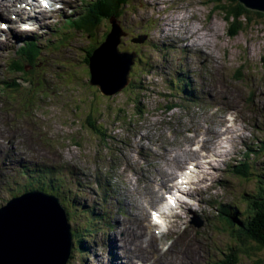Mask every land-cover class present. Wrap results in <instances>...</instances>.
Wrapping results in <instances>:
<instances>
[{
  "label": "rangeland",
  "instance_id": "374dc122",
  "mask_svg": "<svg viewBox=\"0 0 264 264\" xmlns=\"http://www.w3.org/2000/svg\"><path fill=\"white\" fill-rule=\"evenodd\" d=\"M173 2L129 0L120 18L110 20L112 31L107 41L113 26H120L124 34L118 49L135 52L128 83L113 95L90 83L89 67L82 61L87 41L101 42L110 24L105 21L90 39L74 29L68 30L72 32L69 36L54 32L62 29L67 18L80 16L81 11L74 7L81 6L83 0L47 5L51 12L38 19L42 24L55 21L50 34L28 35L30 39L23 41L19 54L12 48L0 49V80L22 77L7 71L9 62L18 59L30 66L26 77L35 81L33 73L40 83L38 89L21 83L19 92L5 90L3 94L0 90V135L8 132L7 125L17 127L15 136L23 140L16 139V143L27 149L20 154L50 158L43 164L19 160L6 144L5 154H0V167H4L2 162H9L7 172L0 173V193L4 195H0V206L30 190L32 176L38 178L32 181V189L40 190L37 185L46 188L48 182V177L42 178L44 173L64 170L63 192L53 195L67 210L72 231L66 264H126L122 252L134 251L137 243L144 242L145 230L152 234V226L164 235L155 242L156 258L146 256L145 262H223L228 255L224 252L232 247L235 264H264V248L254 243L245 248L233 246L229 229L216 212L218 205L228 204L237 209L236 216L243 218L248 206L244 197L255 194V189L264 192V18L257 15L258 10L249 9L253 18L250 26L229 37L230 27L222 15L223 0ZM13 6H19L17 1ZM35 6L39 7L36 2ZM191 10L198 12V21L205 19L203 27L196 22L187 28ZM0 14L8 15L9 10ZM13 16L16 19L17 13H10L7 20L13 21ZM171 16L175 22L170 21ZM162 31L174 35L164 38ZM179 35L185 39L176 41ZM63 36L65 41H60ZM137 36H145V40L132 41ZM184 82H189L187 91ZM213 110L215 114L206 115ZM88 118L95 128L88 125ZM175 125L179 126L167 131L169 142H179L175 132L180 133V140L189 142L174 145L169 151L163 147L162 160L152 159L144 163L140 174L136 170L130 173L131 166L140 169L143 151L156 147L165 130ZM195 126L201 127L199 132ZM249 146H263V154H244ZM183 148L192 154L174 153ZM210 157L215 158L210 163L215 166L205 170L201 165H206ZM240 162L248 165L254 180L234 175L230 167ZM184 174L189 179L182 182L179 195L183 206L174 203L172 212L156 214L158 205L172 202L170 194L178 193L177 178ZM108 179H112L113 187L104 191L100 185ZM190 208L193 212L186 214L184 211ZM161 222L164 227H158ZM86 228L88 231H84ZM133 231L136 239L128 245L120 233L132 238ZM81 236L82 244L76 241Z\"/></svg>",
  "mask_w": 264,
  "mask_h": 264
},
{
  "label": "trees",
  "instance_id": "16d2710c",
  "mask_svg": "<svg viewBox=\"0 0 264 264\" xmlns=\"http://www.w3.org/2000/svg\"><path fill=\"white\" fill-rule=\"evenodd\" d=\"M223 2L224 4L222 8V15L224 17L225 22H227L226 24L230 27V29L227 32V35L229 37H234L244 27H249L251 22L253 21V18L251 16L249 9L245 8L238 0H223ZM127 4H129V0H103L102 3L98 0H83V4L77 8L78 12L81 11L80 16L76 18H67V20L61 25L62 29L56 28L54 32H56L57 35L62 34L69 36L72 32L66 30V28H71L74 29V31H78L81 35H85V37H88L90 39L91 33H93L94 30L99 28L102 24L105 23V21H107L108 24H110V28L108 32L104 33L103 40H105L112 31L111 30L112 25L110 20L111 19L118 20L123 13V7H125ZM77 9H75V11ZM257 13L259 17L264 18V13H261L259 11ZM104 16L105 18H103ZM59 25L60 24L56 25L55 27ZM119 30L121 32L123 31V28L119 26ZM65 39H66L65 36H63V38L60 41H65ZM103 40L101 42H98L97 44H95V42L94 44H91L89 40L87 41L88 43L86 49L83 51L84 55L82 58L85 67L87 66L88 68L90 66L89 65L90 57L92 56L96 47L100 45L103 42ZM21 48L22 46L18 48L17 50L18 54ZM27 67L30 66L28 64L19 62L18 59H13L9 62V64L7 65V71H9L8 73H11L13 75L20 74L22 75V77L21 76H16L14 78L10 77V80L8 81L0 80L1 81L0 83L2 84L1 88L4 87L3 89L0 88L3 94L5 90L6 91L15 90L19 92L20 90H22L21 83H24L25 85L29 84L30 86L35 87L37 89L39 88L40 83L36 79L37 77H33V73H31V78H34L35 81L29 79V77H26V75L29 73ZM87 74L85 73V75L83 76L87 78ZM88 76L90 79L91 78L90 71ZM185 86H189V82H185L184 88ZM26 89L30 90V87ZM44 91H45V87H44ZM24 92L26 96V90H24ZM38 96L41 98L40 95ZM137 100L139 101V98H137ZM225 102H230V100ZM206 108H208V106ZM89 119L90 118H88V120ZM183 123L184 120L181 122L180 125H182ZM88 125L90 127L95 128L94 124L91 123L90 120L88 121ZM176 126L179 125H175L165 130V133L161 135V141L157 144L156 147H151L150 150L143 151L141 155L143 157L139 159L141 165L140 169H137V166H131L130 169L133 170V172L136 170V172L140 174V172L144 170L145 162H149L152 159H161V160L163 159V154H165V150L163 149V147H166L169 151L170 148L173 147L174 145L181 146L184 145L186 142H189L188 140H180V134H177L175 136V138L179 140L178 143L172 145V143L169 142V134L167 133V131L174 129V127ZM262 147L263 146H260V148L257 149L252 148V151H250L249 148L247 147V149H245L244 154H252L253 151L255 152V154H263V152H261L260 150ZM230 168L233 169L234 175L248 181L254 180V178H250L251 172L249 171V167L246 163L240 162L238 164L232 165ZM63 173L64 170L62 169L49 170L48 172L44 173V175H42L43 179L46 177L49 178V181L45 183L47 185L46 188H43L41 185H37V187L40 190H42L41 192H44L46 194H50V195H53V193L61 194L63 192L62 187L64 185V180H62V176H61ZM46 174L47 176H45ZM111 176L112 175H110V177ZM35 179L38 178L32 176L31 181H28L30 183L31 189H32L31 183ZM111 180L112 179H108L106 183L101 184L100 188H103L104 191L109 190V188L111 189L113 186ZM56 183L57 185L53 187V184ZM105 184H107L108 186L105 187L104 186ZM262 191H263L262 188H260L259 190L255 189V194L253 195L249 194L248 196L244 197L246 200H248V206H247V210H245L246 214L243 215V218H240V215L236 216L237 209L231 205L220 204L216 208L217 215L224 220V223L227 225L229 229V236L233 241L234 244L233 246H238V247L243 246L245 248L249 244L254 243L256 246H258V248L260 249L264 248V192ZM232 208L233 211H231ZM84 231H88V229L86 228ZM76 232L77 230H75V232L73 231L75 237H76ZM83 238L84 236H81V238H79L76 241L82 244ZM232 249H233L232 247L229 249L227 248V251L224 252L225 255L227 253L228 255L225 256L226 259L223 262H221V260H218V261H214L211 264H235L234 263L235 258L231 254Z\"/></svg>",
  "mask_w": 264,
  "mask_h": 264
},
{
  "label": "bare ground",
  "instance_id": "6f19581e",
  "mask_svg": "<svg viewBox=\"0 0 264 264\" xmlns=\"http://www.w3.org/2000/svg\"><path fill=\"white\" fill-rule=\"evenodd\" d=\"M14 1L15 0H0V13H4V11H8V10H9V14L10 13H17L18 11H21L22 10L21 6H19L20 8H18V9L14 8V6H13L14 3H12ZM98 1H100L101 3L103 2V0H98ZM165 1H167V0H163V3ZM170 1H172L171 4H174L173 0H170ZM48 2L59 3L60 0H48ZM155 3L158 4L157 2H155ZM39 7H40V5H39ZM45 12H46L45 9L37 8L36 6H33L32 8H30V9H28V10H26V11H24L22 13V14L25 15V19L26 20H24V21H19L17 18L14 19L15 18L14 16H13V19H12L13 21H9V20H7L8 19L7 16L9 17V14L8 15H1L0 14V49L8 51L10 48H12V49L17 50L18 48H20L22 46V43H23V41L25 39H30V38L27 37L28 35H32V36H35V37L36 36L37 37H41V36L50 34L51 31H52L51 27L49 26L51 24V22L49 20H46L43 23L45 25H43L42 22L38 19V17H41L42 14L45 13ZM171 17H173V16H171ZM175 19H176L175 17L170 18V21L175 22ZM185 24H186L187 28H191V23L190 24L185 23ZM181 25H183V24L181 23ZM113 29L114 30H113L112 34L109 36V40L107 41V44L102 46V48L98 52L95 53L93 58L91 57V59H92L91 63H92V68H93V73H94L92 78L94 79V82L98 86L102 87V89L104 90L103 92L105 94H111L110 91L115 90V89L119 88L121 85L126 83V75L123 74V73H118L117 75L111 73L110 63L108 62L110 59H117V56L115 57L114 55L111 54V46L113 45L114 48L115 47L118 48V46H117L118 44L116 45V43L118 42V39H120V33H121L119 28H117L116 26H113ZM162 35L164 36V38H166V37H169V36H173L174 34L165 33V32L162 31ZM184 35H188V34H184ZM184 35L177 36L178 38H175L176 41L177 40H182L183 41V39H185ZM188 37L189 36H187V38ZM107 38H108V36H107ZM171 42H173V41H171ZM99 46L100 45H98L96 48H98ZM116 61H115V63H116ZM111 78H113L115 80V85L112 84V87H109V81H110ZM103 82L105 84H107V87L104 88V83ZM183 85H185V82L183 83ZM187 88H188V86H185L186 91H187ZM118 91H115V92H118ZM115 92H113V93H115ZM111 95H113V94H111ZM200 99H202V98H200ZM16 128L17 127H10L9 125H7V131L8 132L5 133V134H1L0 135V154H5V153H3V150H4L3 142L6 140V143L9 145V149L12 151V154L15 155L19 160L26 159L28 161H33L35 164H43V163H45V162L50 160V158L48 160H45V159H39V158L31 157V156L25 155V154H20V151L27 150V149L24 146L20 148L19 145L16 143V139L18 140V139L21 138L20 135H19V137L15 136ZM21 133H22V131H20V134ZM221 134L222 133H220V138L222 139ZM207 135H210L212 137L210 129L208 130ZM24 137H27V136L24 135ZM12 139H14V141H12ZM26 140H28V139H26ZM249 150L252 151V148L250 146H249ZM26 154H29V153H26ZM30 154H31V152H30ZM214 159H215L214 157L208 158V160H206V162H205L206 165H203V164L201 165L202 168L207 170L208 168H211L212 166L214 167L215 163L212 166L210 165V163ZM8 164H9V162H7V163L2 162V165L4 167H0L1 175L4 174L5 172H7V171H5V167ZM188 173H189V171H188ZM185 178L189 179V177L187 175H185ZM47 179L49 181V178H47ZM15 181H17L16 178H15ZM176 187H177V185H176ZM182 188H183L182 182H178V187H177V189L175 191L180 193V195H181L182 194ZM178 193L170 194L171 195L170 199H172V204L180 203L182 205L184 202L180 200ZM0 195H1V197L4 198V195H2L1 193H0ZM48 195H50V194H48ZM123 198L125 199V197H123ZM50 202L51 201L48 200V199L43 200V202H41L42 205H43L42 210L40 212H38L36 210V213L38 212L39 214H42V215L43 214L47 215L50 211H51V213H54V212H52V205L50 204ZM172 204L166 202L159 209L160 210L159 214L163 215V213L166 210L168 212H172L174 210L173 207H172ZM64 209H65V207H64ZM65 212H66L65 216H67L68 212H67L66 209H65ZM54 214H56V213H54ZM132 215L137 219L136 215H134V214H132ZM32 216L34 217V213L33 212H32ZM68 222L69 221L67 219V223ZM152 222L156 223L157 220L152 219ZM61 224H63V223L60 221L58 223V226L52 225L53 228L55 229V231L56 230L58 231V232L57 231L56 232L60 236V244L64 243V238H65V235H64V232H63V227L61 226ZM147 224H149V223H147ZM14 226L16 228H18L19 224L18 223H14ZM122 226H123V223H122ZM150 226H152V225H150ZM158 227H164V223L163 222L159 223ZM140 228L142 229V228H144V226L142 225V226H140ZM69 229H70V227H69ZM123 231L127 232V227L124 228ZM70 232H71V241H72V231L70 230ZM120 234L122 236H124L123 241H127L128 245L133 244L134 240L136 239V235H135L134 231L132 232V238H130L129 234H127V233L126 234L120 233ZM162 235H164V233L161 231V234H160V231L158 229H155L153 226H152V234L150 233L149 230H145L144 231V242L141 243V244L137 243L134 251H131L129 249H125L122 252L123 253L122 260L124 262H126V263L129 262L130 264H151L152 262H150V261L145 262L144 257L149 256V257L156 258L157 252L155 251V242H157L158 241L157 238L161 237ZM58 248H59V246L53 244V242L51 240L49 242L46 241L45 249L49 250L50 252H51V250H53L55 252H52V253H57L58 252ZM3 250L4 249L1 247L0 251H3ZM133 252H136V253H133ZM158 255H160V254H158ZM189 256H190V254H189ZM126 259L129 260V261H126ZM190 259H191V257H190Z\"/></svg>",
  "mask_w": 264,
  "mask_h": 264
},
{
  "label": "water",
  "instance_id": "95a60500",
  "mask_svg": "<svg viewBox=\"0 0 264 264\" xmlns=\"http://www.w3.org/2000/svg\"><path fill=\"white\" fill-rule=\"evenodd\" d=\"M238 1L247 9L258 10L264 13V0ZM123 34L124 32L121 31L120 36ZM106 39L95 49L91 56L92 58L102 46L107 44ZM144 40L145 36H137L132 39L135 42H142ZM119 41L120 39H118L116 45ZM133 53L120 51L118 48H114L113 45L111 46V54L115 57L117 56V59H110L108 61L110 63L111 73L115 75L118 73L125 74L126 83H128L129 79L127 76L129 68L135 58V53ZM91 57L89 60L90 83L98 86L92 78L94 73ZM126 83L120 87H124ZM112 84L115 85L113 78L109 81V87H112ZM98 87L104 91L102 87ZM105 87H107V84L104 83ZM119 88L110 91V93L118 91ZM45 199L51 201L52 212L56 214L51 213V211L47 215L38 213L42 210L43 205L41 202ZM36 210L38 211L37 213ZM32 212L34 213V217L32 216ZM65 214L64 206L59 203L57 197L39 190H29L7 200L4 205L0 206V248L2 247L4 249L0 251V264H66L71 252L72 242L71 232ZM60 221L63 223L61 226L63 227L65 235L64 243L62 244H60L58 231L56 230V232L52 226H58ZM14 223H18L19 227L16 228ZM50 240L53 244L59 246L57 253H52L55 251L51 250L50 252L45 249L46 241L49 242Z\"/></svg>",
  "mask_w": 264,
  "mask_h": 264
}]
</instances>
